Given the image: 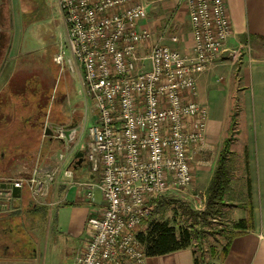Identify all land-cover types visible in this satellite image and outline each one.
Segmentation results:
<instances>
[{"label":"built area","instance_id":"2783aa9c","mask_svg":"<svg viewBox=\"0 0 264 264\" xmlns=\"http://www.w3.org/2000/svg\"><path fill=\"white\" fill-rule=\"evenodd\" d=\"M179 1L190 22L189 51L164 42L170 24L158 37L143 24L147 0H57L66 38L54 60L78 75L92 122L84 143L82 132L68 126L53 130L50 139L62 147L38 149L11 183L27 186L35 204L53 207L48 199L63 172L95 205L79 264H145L140 225L165 192L190 186L194 154L206 144L209 108L196 99L198 77L225 53L235 64L251 50L248 43L228 48L227 0ZM76 147L97 179H74L73 169L64 167L66 160L75 163Z\"/></svg>","mask_w":264,"mask_h":264},{"label":"crops","instance_id":"0c3cea01","mask_svg":"<svg viewBox=\"0 0 264 264\" xmlns=\"http://www.w3.org/2000/svg\"><path fill=\"white\" fill-rule=\"evenodd\" d=\"M147 1L149 3L148 15L143 24L151 27L154 30V36L158 37V34L168 23H170V27H173L172 30L178 29V25L174 24L175 14L178 12L180 14L179 26L180 24L187 26V30H184L186 33L184 32L183 35L186 34L184 39L185 41L188 39L189 44L183 46L182 42L174 43L169 39L164 42L182 51L191 50L193 41L185 3L179 0ZM227 5L233 27V34L227 43L228 48L248 43L251 50L244 51L241 60L235 64L227 58L225 53L223 57L225 59L222 58L210 71L198 77L196 99L207 106L208 104L202 101L203 92L200 85L209 83L216 72H223L226 82H224L223 88L219 89L222 93L223 105L219 106L213 115L209 111L205 144L207 146L208 142L217 141L219 143L221 140L217 159L212 167L208 166L207 162L199 163L193 159L195 163L193 165L194 180L191 184L200 182L204 185L202 206L205 208L207 187L225 138L230 134V125L235 120L233 139L227 160L232 177L225 192L226 202L232 205L225 207L224 212L227 210L229 212V209L230 211L238 210L240 212L239 220L247 217L252 211L253 227L245 229L232 238L229 251L222 264H264V0H227ZM62 33V42H64L66 32L63 30ZM8 76L7 66L0 73V101L7 100L5 107L11 97L6 85ZM6 113L10 114L9 110ZM225 123H227L226 130L222 137L220 134ZM37 147L35 146L32 157L38 151ZM196 155L198 156L200 153L194 154V158H197ZM64 167L72 168V164L66 160ZM1 172L0 178L2 179L13 177L4 170ZM97 178V174L89 170L88 178L84 180ZM74 179H77L75 171ZM75 188V185L69 182V178L61 172L59 179L52 187L48 201L55 202L53 207L60 204H74L76 203L74 202ZM13 199L17 201L16 205L20 207V211L17 216L10 217L8 223L12 227L16 223H20L22 228L29 232L31 241L23 248H16L11 243L13 232L11 233L10 230H7L6 233L0 232V247L5 249V252L0 254V264H79L77 258L82 252L85 242L82 247L80 245L75 250L71 240L82 239L86 223L80 226L79 231L70 228L66 230L67 232H63L68 237L66 241L60 243L57 239L58 229L55 233L50 229L43 233L41 232V221L36 218L37 208L43 207V209L50 208L51 210L53 207L35 204L27 186L21 188L20 197ZM96 201L98 203L101 200L96 197ZM32 207H34L33 210ZM43 234L46 239L44 244L42 242ZM223 238L226 242V238ZM225 242L221 244V248ZM194 250L192 245L163 255L147 256L145 264H195Z\"/></svg>","mask_w":264,"mask_h":264},{"label":"flooded vegetation","instance_id":"af4514ba","mask_svg":"<svg viewBox=\"0 0 264 264\" xmlns=\"http://www.w3.org/2000/svg\"><path fill=\"white\" fill-rule=\"evenodd\" d=\"M31 3L16 18L14 0H0V73L8 66L9 76L6 85L11 96L6 107L7 100L0 101V134L1 137L10 140L2 146L8 150V157L6 150L0 147V171L4 170L7 173L14 168L18 171L19 167L22 170L23 166L29 163L35 150L32 138L34 134L42 133L45 124L48 125L47 133L50 130H58L64 125L78 133H83L85 131L83 128L88 126V119L84 126L79 120L80 117L82 120L83 117L89 116H86L87 108L83 115L78 113L80 102L76 99L75 80L54 60L58 43L63 39L58 21L55 22L53 32L46 38L40 57L16 54L19 40L17 37L29 32L31 25L36 23V1L32 0ZM34 60L39 66L21 68L22 63L28 62L32 65L31 62ZM53 105L59 106L63 113L66 112V120H54L51 113ZM7 110L10 114L6 113ZM77 152L74 153L75 163L79 158L76 156ZM84 162L89 167L83 152L81 164L78 166ZM16 204L17 201L13 198L8 202L0 201V232L6 233L7 230L13 232L11 243L16 248H23L31 241L29 232L22 228L20 223H16L14 227L8 223L10 217L17 216L20 211V207Z\"/></svg>","mask_w":264,"mask_h":264},{"label":"rangeland","instance_id":"374dc122","mask_svg":"<svg viewBox=\"0 0 264 264\" xmlns=\"http://www.w3.org/2000/svg\"><path fill=\"white\" fill-rule=\"evenodd\" d=\"M35 1H36V11H35L36 14L35 15L37 17L35 21L36 23L31 25V27L29 28V32H27L26 34L24 32L22 36L17 37V40L18 39L19 40L17 41L16 54L21 53L23 56H26V54H29L31 55V57H40L41 53L43 52V46L46 43V38H48L50 34L53 32V30L55 29L56 21H58L59 27L62 30V32L63 30L65 31L63 19L61 16V11L57 4V0H35ZM14 2H15L14 15L16 18L19 17L20 13L22 12V10L25 9V7L27 8L30 6V4H32L31 3L32 0H14ZM179 21H180V14L177 12L175 14L174 24L178 25V29L176 28L172 30L173 27H170L169 33L165 36V38L167 39L170 35H177L180 40L179 43L182 42L183 46H187L189 44L188 39H186L185 41L184 35L186 34L183 35V33L187 30V26L181 25V24L179 26ZM160 34L161 32L158 34V36ZM59 47H60V42L58 43V47H57L55 54L58 52ZM31 63L32 65L29 64L28 62L22 63L21 68L26 69L28 67H34L35 65L39 66V64L35 60L32 61ZM65 69L69 73L70 77L73 78V80H75V83L77 86L76 99L80 102V109L78 113L79 115H83L85 108L87 107L91 108L89 104L90 101L89 99H87L84 91L82 90L78 75L76 73H72L68 68H65ZM222 73L223 72H216L211 77L209 83H205V84L202 83L200 85V88L202 87L201 89L203 92L202 101L208 104L209 111L212 113V115L214 114V112H216L219 106L223 105V101L221 98L222 93L220 92L219 89L221 87L223 88L224 82H226V79H225V75ZM62 85H63V82H62ZM197 89H198V86H197ZM51 113H52V117L56 121H64L67 119L66 112L63 113L62 109L59 108V106L53 105ZM86 119H88V126H89L90 123L92 122L91 121L92 118L90 120V117L88 118L83 117L81 120V117H80L79 120L81 121V124H83L84 126ZM226 125L227 123H225L224 127L222 128V133L220 134L222 137H223L224 131L226 130ZM88 126L86 128H83L85 129V131L82 133L80 143H84L86 141ZM44 128L45 127L43 126L42 133L38 132L37 134H34L32 138V142L35 144V146H38L37 150L40 148L42 149L48 148L51 144L53 145L52 146L53 148L54 146L62 147V142L56 139L52 141L50 139L51 134L44 131L45 130ZM0 138H1L0 147L3 150H6V156L8 157L9 156L8 150L3 148L2 146H5V144L7 142H10V140L5 139V137H1V134H0ZM220 142L221 140L219 141V143L217 141H214L211 143L208 142V145L205 146L206 149L204 147L203 149H200L199 151H197L200 153V155L198 156L196 155L197 158H194L195 161H199V163L207 162L208 166L212 167V165L215 164V161L218 156ZM77 148L78 147H76L71 154V158L74 160V162L76 160L75 159L76 157H74V153L77 152L78 150ZM199 163L198 165H200ZM194 164L195 163L193 162V165ZM74 167H75L74 163H72V168L76 172L77 179L84 180L88 178L89 167L87 166L85 162L81 166H78L77 168H74ZM16 169L17 168H14L13 170H11L9 174H11L13 177H17L21 170V167H19L20 170L18 171H16ZM75 187L76 188L74 192L76 193V195L74 194V192H72V194L76 196L74 200V202L76 203L71 204V205H64V204L61 205L60 204V205L53 207L51 210L50 208L43 209V207H39L37 208V211H36V215H37L36 218H38L39 221H41L40 223L41 229H42L41 232L45 233L47 229H50L53 233H55L56 229H58L59 235L57 239L60 243L66 241L68 237V235L64 234L63 232H67L66 230L70 228H73L74 230L79 231V229L81 228L80 226H82L83 223L84 224L87 223V219L91 215V211L95 207V205H92L88 202V199L83 194L79 193L80 192L79 187L78 186H75ZM204 188H205L204 185H202L200 182H195L193 184H190V186L185 191L184 190L167 191L155 202L154 208H159L158 210H160L162 206L166 212L165 217L170 221L171 224L175 225L176 227L178 226V224L179 225L187 224L190 222L192 216L191 217L189 216L188 219L187 218L185 219L184 210L188 211L189 209H194V210L202 211L201 208L204 203V200L202 198V193L204 191ZM72 194L70 195V197L72 196ZM96 197L97 199L101 200V193L96 192ZM33 208L34 207H32V210ZM155 214H157L156 210L154 212V215ZM154 215L152 213V215L147 220L151 219ZM239 215H240V212L238 210L235 209V210L230 211L229 209V212L227 210L225 212V215L222 216L221 219L217 221L213 220V221H210L209 223L203 222L204 225L197 226L196 228L198 230L204 229L205 231L202 232L201 239L194 238L193 247L198 250L201 246H203V248L209 252L210 247L212 245H215L218 248V250H220L221 244L225 242V239L220 233H216L218 232L217 230H219L220 228L231 227L232 224L238 220ZM146 224H147L146 221H144L140 225L139 230L145 229ZM86 230L87 228L84 227L82 239H80L79 241L77 240L78 242L75 240H71V244H73V248H75V250L79 248L80 245L82 247L83 243L86 241V237L88 234ZM42 238H43L42 242L44 244L46 240L44 238V234ZM4 252H5V249L0 247V254H3Z\"/></svg>","mask_w":264,"mask_h":264},{"label":"trees","instance_id":"16d2710c","mask_svg":"<svg viewBox=\"0 0 264 264\" xmlns=\"http://www.w3.org/2000/svg\"><path fill=\"white\" fill-rule=\"evenodd\" d=\"M234 121L230 125V134L225 138L207 187L205 208L202 211L184 210L185 219L192 216L191 220L187 224H178L177 227L165 217L166 212L162 206L160 210L154 208L157 214L154 215V210V216L149 220H145L147 223L146 228L139 230L137 233L146 256L163 255L192 246L194 238L201 239V234L205 231L204 229L198 230L196 227L204 225L203 222L209 223L221 219L225 215L224 208L232 205L226 202L225 192L232 177L227 160L233 139ZM249 227H253L252 211L247 217L235 221L231 227L217 230L216 233H220L226 238V242L220 250L215 246H211L209 252L203 246H199L198 250L195 249V264H222L229 251L232 238Z\"/></svg>","mask_w":264,"mask_h":264},{"label":"water","instance_id":"95a60500","mask_svg":"<svg viewBox=\"0 0 264 264\" xmlns=\"http://www.w3.org/2000/svg\"><path fill=\"white\" fill-rule=\"evenodd\" d=\"M53 131L50 130L49 133H52ZM72 130H68V137L71 134ZM78 160L75 163V166H78L81 164L83 151H78L76 154ZM21 196V188L19 186L13 185L11 183V178H0V201L8 202L9 198H17ZM1 209V208H0Z\"/></svg>","mask_w":264,"mask_h":264}]
</instances>
